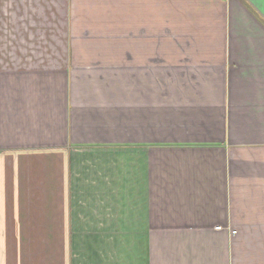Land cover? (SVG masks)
Instances as JSON below:
<instances>
[{
	"label": "crops",
	"instance_id": "0c3cea01",
	"mask_svg": "<svg viewBox=\"0 0 264 264\" xmlns=\"http://www.w3.org/2000/svg\"><path fill=\"white\" fill-rule=\"evenodd\" d=\"M46 146L0 264H264V0H0V198Z\"/></svg>",
	"mask_w": 264,
	"mask_h": 264
},
{
	"label": "rangeland",
	"instance_id": "374dc122",
	"mask_svg": "<svg viewBox=\"0 0 264 264\" xmlns=\"http://www.w3.org/2000/svg\"><path fill=\"white\" fill-rule=\"evenodd\" d=\"M48 147L49 146L45 147L46 148L45 151L47 153L43 156L44 157L43 158L44 161L42 160L43 166H40L41 164H39V168L41 167L43 168L39 170V173L43 175L42 182L44 183V186L41 191L40 189L38 190V198H36L35 195L37 194V192L34 193L36 190H34V192L30 191V193H32L31 196H34L32 198H0V210L8 208L12 210H23V211L39 210V211L48 212L53 210H65L68 208V204L66 206V202L68 198H53L52 195L54 188L53 182L54 179L56 180V177L53 174V168L57 167L56 169H58L60 166H63V164L66 163V160L65 163L64 160H60V162L63 161V164L61 163V165H59V161L56 160L52 161L53 155L50 154L51 150H49ZM63 157L64 155H62V158ZM56 185H57L56 190H58L59 189L58 184Z\"/></svg>",
	"mask_w": 264,
	"mask_h": 264
},
{
	"label": "built area",
	"instance_id": "2783aa9c",
	"mask_svg": "<svg viewBox=\"0 0 264 264\" xmlns=\"http://www.w3.org/2000/svg\"><path fill=\"white\" fill-rule=\"evenodd\" d=\"M218 228H220V226H218Z\"/></svg>",
	"mask_w": 264,
	"mask_h": 264
}]
</instances>
